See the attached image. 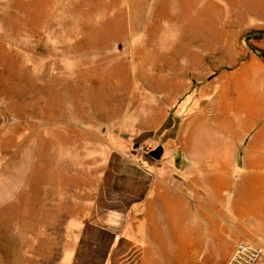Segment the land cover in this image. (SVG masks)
<instances>
[{
  "label": "rangeland",
  "instance_id": "obj_1",
  "mask_svg": "<svg viewBox=\"0 0 264 264\" xmlns=\"http://www.w3.org/2000/svg\"><path fill=\"white\" fill-rule=\"evenodd\" d=\"M200 18L216 34L246 26L239 52L264 43V0H0V264H78L89 245L82 222L119 162L106 154L110 124L124 117L130 129L149 114L133 108L130 57L157 68ZM230 195L223 217L191 219L182 238L197 248L179 258L171 244L166 264H227L239 241L264 245V187H245L241 209Z\"/></svg>",
  "mask_w": 264,
  "mask_h": 264
},
{
  "label": "crops",
  "instance_id": "obj_2",
  "mask_svg": "<svg viewBox=\"0 0 264 264\" xmlns=\"http://www.w3.org/2000/svg\"><path fill=\"white\" fill-rule=\"evenodd\" d=\"M238 22L233 34L225 33L227 24L216 34L213 19L193 21L180 36L181 50L159 52L157 68L150 56L130 57L133 108L147 106L149 114L130 129L120 126L124 117L110 124L116 135H108L113 146L104 145L114 150L106 154L119 162L108 165L102 204L97 200L82 222L89 245L78 264H166L171 244L181 258L184 249L197 248V239L182 238L191 219L223 217L228 195L241 209L245 187H264V43L233 48L236 33L246 30ZM137 144L150 151L138 152ZM121 240L128 243L126 258L119 255Z\"/></svg>",
  "mask_w": 264,
  "mask_h": 264
},
{
  "label": "built area",
  "instance_id": "obj_3",
  "mask_svg": "<svg viewBox=\"0 0 264 264\" xmlns=\"http://www.w3.org/2000/svg\"><path fill=\"white\" fill-rule=\"evenodd\" d=\"M137 151L147 154V145H139ZM227 264H264V245L250 240L239 241Z\"/></svg>",
  "mask_w": 264,
  "mask_h": 264
},
{
  "label": "trees",
  "instance_id": "obj_4",
  "mask_svg": "<svg viewBox=\"0 0 264 264\" xmlns=\"http://www.w3.org/2000/svg\"><path fill=\"white\" fill-rule=\"evenodd\" d=\"M249 46L252 47V48H254V47H253L252 45H250V44H249ZM261 54H262V56L264 57V53H261ZM156 151H157V150H156ZM150 156H153L154 158H156V153H155V151L151 152V153H150Z\"/></svg>",
  "mask_w": 264,
  "mask_h": 264
}]
</instances>
